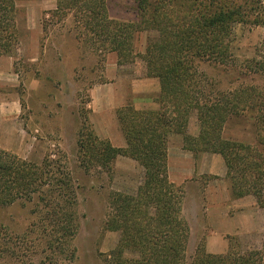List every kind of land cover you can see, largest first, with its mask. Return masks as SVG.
<instances>
[{
  "label": "trees",
  "instance_id": "16d2710c",
  "mask_svg": "<svg viewBox=\"0 0 264 264\" xmlns=\"http://www.w3.org/2000/svg\"><path fill=\"white\" fill-rule=\"evenodd\" d=\"M134 4L137 21L122 23L109 18L105 0H56L59 19L73 13L84 33L102 40V49L115 53L118 65L134 62V34L157 33L147 40L139 58L144 76L159 82L160 92L154 99L158 109L136 111L126 105L116 110L125 148L97 140L87 120L78 144L81 150H90V161L104 169H112L114 160L123 156L143 170L135 195H112L107 229L120 235L112 253L115 264H186L190 228L182 216V188L170 183L166 172L168 135L181 134L188 150L220 155L231 198L251 196L264 210V88L245 85L220 91L198 69L199 61L229 69L231 26L246 20L239 7L228 0H134ZM17 40L15 0H0V56H9ZM253 72L264 75V63H255ZM192 114L199 124L196 138L187 134ZM229 123L241 124L244 139L224 135ZM49 166L47 159L37 165L0 148V205L41 195L38 199L45 207H54L50 213L55 218L50 222L67 235L74 202L60 197V191H70V178L63 172L56 178ZM237 248L216 255L200 244L188 264H264L262 249ZM125 250L136 257L123 258Z\"/></svg>",
  "mask_w": 264,
  "mask_h": 264
},
{
  "label": "rangeland",
  "instance_id": "374dc122",
  "mask_svg": "<svg viewBox=\"0 0 264 264\" xmlns=\"http://www.w3.org/2000/svg\"><path fill=\"white\" fill-rule=\"evenodd\" d=\"M228 2L246 16L245 21L231 26L232 63L222 71V67L211 62L199 61L198 69L220 91L245 85L264 88V75L253 72L255 63H264V0ZM15 3L18 40L11 54L3 56L8 61H0V69L10 68L9 76L0 74L7 83L0 88V94L14 105L17 122L8 125L4 137H0V148H8L18 158L37 165L47 159L49 169L58 179L62 172L68 174L70 191H60L63 195L60 197L74 202L73 217L68 222L72 225L69 233L74 234L66 235L64 228L50 222L55 218L50 213L54 207H45L38 199L41 195L29 201L21 199L12 205H0V264H115L112 253L120 235L107 229L113 213L112 195H135L140 176L133 171L117 172L114 164L112 169H104L102 164L90 161V150H81L78 141L86 120L87 128L97 140L104 141L98 138L90 121V90L120 76L121 70L114 73L112 68L116 55L102 49V40L84 33L73 13L59 19L55 14L56 0H15ZM105 5L109 18L122 23L137 21L134 0H105ZM156 34L155 31L134 34L132 53L137 55L134 62L124 65L116 62L126 67L123 74L128 80L141 74L144 64L139 55L143 54L147 40ZM239 127L229 123L224 135L242 139L245 133ZM58 198L52 200L53 206ZM240 201L235 206L229 203L227 212L234 217L231 221L238 226L234 229L237 233H210L216 229V219L193 227L186 264L197 245L207 251L208 241L212 243L210 254H223L229 247L240 246L242 251L262 249L264 256V210L256 206L251 196ZM209 205L222 203L216 200ZM122 257L136 256L125 250Z\"/></svg>",
  "mask_w": 264,
  "mask_h": 264
},
{
  "label": "crops",
  "instance_id": "0c3cea01",
  "mask_svg": "<svg viewBox=\"0 0 264 264\" xmlns=\"http://www.w3.org/2000/svg\"><path fill=\"white\" fill-rule=\"evenodd\" d=\"M0 61L4 63L8 59L0 56ZM116 62L112 68L114 73L121 70L120 76H114L113 81L90 90L92 99L90 121L98 138L107 140L115 148H125L126 143L116 118V110L128 104L136 111L157 110L158 105L154 99L160 92V85L157 79L144 76V67L140 69L139 76L128 80L126 74H123L127 72L126 67L118 66ZM5 73L7 76L10 75L9 67L0 69V74ZM5 83V79L0 77V88H5ZM4 96L0 94V137H4L8 125L17 122L16 109L13 104L3 99ZM187 134L192 138L199 134V126L193 115L188 120ZM113 164L117 172L126 170L129 171L128 174L130 171L137 172L140 176L138 184L142 183L143 170L136 161L118 156ZM166 172L169 182L182 188V216L188 223L190 231L193 227L197 228L205 222L210 224L216 219L218 222L216 229L210 230V233L238 232L234 230L238 226L231 221L234 217H230L227 212L230 208L229 203L235 206L241 203L242 198H231L226 180V167L220 155L188 150L184 148L183 136L172 133L167 139ZM216 200L222 205L213 207L209 205ZM211 244V241L207 242V252L210 251Z\"/></svg>",
  "mask_w": 264,
  "mask_h": 264
}]
</instances>
